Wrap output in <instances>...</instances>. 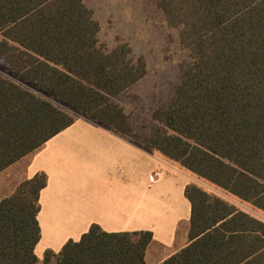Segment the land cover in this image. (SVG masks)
Masks as SVG:
<instances>
[{"label":"trees","instance_id":"obj_1","mask_svg":"<svg viewBox=\"0 0 264 264\" xmlns=\"http://www.w3.org/2000/svg\"><path fill=\"white\" fill-rule=\"evenodd\" d=\"M190 65L142 143L264 213V0H159ZM85 0H0V60L23 80L114 133L135 137L113 99L146 73L126 44L108 51ZM0 76V172L75 122ZM44 173L0 201V264H38ZM187 244L160 264H264V221L195 185ZM149 231L92 224L42 264H146Z\"/></svg>","mask_w":264,"mask_h":264},{"label":"crops","instance_id":"obj_2","mask_svg":"<svg viewBox=\"0 0 264 264\" xmlns=\"http://www.w3.org/2000/svg\"><path fill=\"white\" fill-rule=\"evenodd\" d=\"M18 165L22 172L12 191L36 174L47 177L39 194L40 240L34 248L40 260L45 250L56 253L68 240L78 241L92 224L106 233L151 232L146 264H160L187 244V171L102 123L76 119L0 175ZM45 237L48 243L40 246ZM54 238L62 241L52 245Z\"/></svg>","mask_w":264,"mask_h":264},{"label":"rangeland","instance_id":"obj_3","mask_svg":"<svg viewBox=\"0 0 264 264\" xmlns=\"http://www.w3.org/2000/svg\"><path fill=\"white\" fill-rule=\"evenodd\" d=\"M85 4L99 24L97 38L100 44L108 51L120 44H126L133 58H142L145 62L144 77L113 99V102L123 109L130 127L136 134L135 137L125 136L143 144L142 139L151 136L159 128V124L152 117L153 112L171 100L181 74L190 65L189 52L180 43V29L167 24L159 0H85ZM0 76L49 101L76 119L83 118L96 122L62 100L20 78L9 69L4 60H0ZM21 172L22 167L18 165L0 175V201L14 192L12 181L18 179ZM186 173L191 183L189 185H195L209 195L235 205L264 221V213L251 204L192 173L189 174L188 171ZM159 206L166 207L167 204L161 203ZM61 241L62 239L54 238L51 244L57 245ZM47 243L45 237L40 246L44 247ZM47 251L51 250H45L42 258ZM38 260V264H42V259Z\"/></svg>","mask_w":264,"mask_h":264},{"label":"built area","instance_id":"obj_4","mask_svg":"<svg viewBox=\"0 0 264 264\" xmlns=\"http://www.w3.org/2000/svg\"><path fill=\"white\" fill-rule=\"evenodd\" d=\"M155 175H157V174H155Z\"/></svg>","mask_w":264,"mask_h":264}]
</instances>
